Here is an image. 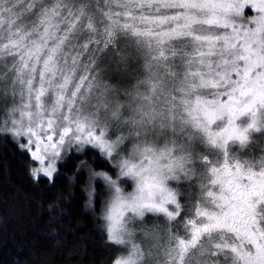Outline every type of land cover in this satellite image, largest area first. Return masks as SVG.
Here are the masks:
<instances>
[{"label":"snow or ice","instance_id":"6c2138e0","mask_svg":"<svg viewBox=\"0 0 264 264\" xmlns=\"http://www.w3.org/2000/svg\"><path fill=\"white\" fill-rule=\"evenodd\" d=\"M18 3L0 0V61H13L12 92L18 85L22 101L12 110L20 119L4 130L26 138L32 178L51 181L58 161L86 149L114 160L132 138L118 166L133 192L94 174L114 189L108 240L131 236L126 212L141 221L162 213L167 244H152L147 259L133 244L116 264H150L160 248L162 264H264V156L236 154L264 137V0H32L30 23H18ZM246 8L257 13L248 21ZM140 59L144 79L133 94L123 83ZM113 128L121 132L114 140ZM169 132L171 146L154 147Z\"/></svg>","mask_w":264,"mask_h":264},{"label":"trees","instance_id":"16d2710c","mask_svg":"<svg viewBox=\"0 0 264 264\" xmlns=\"http://www.w3.org/2000/svg\"><path fill=\"white\" fill-rule=\"evenodd\" d=\"M71 157L51 181L34 180L29 155L0 134V264H112L117 257L102 229V186L90 201L87 172L78 170L81 162L96 171L107 164L93 150Z\"/></svg>","mask_w":264,"mask_h":264},{"label":"rangeland","instance_id":"374dc122","mask_svg":"<svg viewBox=\"0 0 264 264\" xmlns=\"http://www.w3.org/2000/svg\"><path fill=\"white\" fill-rule=\"evenodd\" d=\"M32 3V0H19V3L16 6V12L22 14L20 16V19L18 20V23H30V21L35 19V15H33L32 12L27 11L29 8V4ZM38 9V6H37ZM257 13L255 10L251 8L245 9L244 14V21H248L253 16H255ZM240 21H237L239 23ZM5 29H7V24H5ZM121 47H124V44L121 43ZM13 61L11 58H5L3 61H0V76L7 75V79H0V134L5 135L9 137L11 140H13L20 149L21 143H26V138L21 137L19 139V142L13 137V135L5 131L4 129L10 128L12 126V119L15 118L17 120L20 119V112L12 110L15 108H19L21 106V98L19 96V86L17 85V94L13 96L12 92V77L13 73L9 72V69L12 66ZM137 79H144V73H143V59H140L139 62H133V65L130 69L129 77L125 79L123 83V88H127L130 93L135 94L136 89L133 87L136 84ZM112 84L116 85L117 87H120V84L118 80L111 81ZM123 88L121 89V100L120 102L125 105V108L123 109L125 113V117L131 114V110L129 107V97L125 96L123 93ZM141 92H143V89H141ZM26 100V98H25ZM52 97L51 95L48 97V106H51ZM27 122V119L25 118V123ZM215 130V129H213ZM114 134L110 135L111 139H115L116 136L121 135V132L117 130L116 128H113L111 130ZM129 133V128L125 127L123 129V135L127 136ZM173 139V136L171 132L167 134V136L158 135L155 138L154 147L156 148H162L165 144H169L171 146L170 142ZM149 140H153V137H149ZM127 144V148H123L122 151H120L119 155L114 160H109L107 157L102 156L98 149H91L95 152H97L100 157L105 161L107 164L108 170L105 171H96L89 169L87 165H85L83 162L81 164L84 165V171L87 172V185H86V193L88 198L93 200V198L96 195V185L101 184L102 186V194L104 196L102 206H101V215L100 219L102 220V229L106 235V238L108 240V234H107V226L108 222L104 219V215L106 213L107 207L109 203L111 202L113 195H114V189L111 188L100 176L94 175L95 173H101L106 172L109 176H111L112 179L117 180L119 186L121 187L124 194H128L134 191L135 184L134 181L127 177H121L119 176V160L122 158H125L126 153L131 152V147L133 143V139L129 138V140L125 141ZM21 150V149H20ZM87 151V149H86ZM199 151V149H197ZM26 152V151H25ZM27 153V152H26ZM28 154V153H27ZM82 155V153H70L68 155ZM236 154L240 155V158L243 159H251L255 158L259 160L261 156H264V137L259 136L258 134L255 135L254 139L251 141V147L247 149V151L243 154H241V150L238 146H236ZM29 155V154H28ZM30 157V155H29ZM31 159V158H30ZM85 159V158H84ZM32 162L31 169L33 167H36L37 165L35 162ZM65 162L58 161L57 162V173L54 174L56 176L59 173V166ZM38 178H46L42 175H39ZM37 178V179H38ZM170 186L173 188L178 187L175 182H170ZM180 191L185 193L184 198L181 199L182 204L189 203L188 200V194L191 193V189L188 188L187 184H184L183 187L180 188ZM89 193H91V196H89ZM88 202L90 205L91 202ZM187 203V204H188ZM131 216V213H125V219H126V227L131 231V236H128L125 234V244L123 245H117L114 243L110 244L112 247H114L116 251V256H126L128 252L130 251L133 244L140 245L142 250L146 253V259H147V252L149 250V247L154 243H159L162 246H166L167 244V233H168V221L167 218L161 213H146L143 221L139 219H127ZM182 231V230H181ZM145 232H149L152 234V236H145ZM153 237H159V240L156 241ZM109 241V240H108ZM154 256L150 260V264H162L164 260L163 256V248H160L159 251L153 250ZM159 257V262L156 257ZM113 264V263H112Z\"/></svg>","mask_w":264,"mask_h":264},{"label":"clouds","instance_id":"9594fccd","mask_svg":"<svg viewBox=\"0 0 264 264\" xmlns=\"http://www.w3.org/2000/svg\"><path fill=\"white\" fill-rule=\"evenodd\" d=\"M133 251V246L126 256L117 255V257L113 260V264H116L117 260H120L122 257H128V255Z\"/></svg>","mask_w":264,"mask_h":264},{"label":"flooded vegetation","instance_id":"af4514ba","mask_svg":"<svg viewBox=\"0 0 264 264\" xmlns=\"http://www.w3.org/2000/svg\"><path fill=\"white\" fill-rule=\"evenodd\" d=\"M182 230V229H181ZM182 232V231H181Z\"/></svg>","mask_w":264,"mask_h":264}]
</instances>
